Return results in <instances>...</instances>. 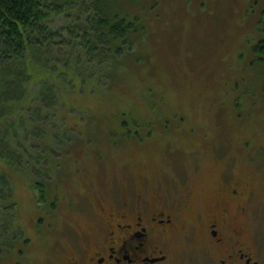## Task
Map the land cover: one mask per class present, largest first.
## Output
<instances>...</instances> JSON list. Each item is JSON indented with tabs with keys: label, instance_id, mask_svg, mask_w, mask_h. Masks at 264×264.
I'll return each mask as SVG.
<instances>
[{
	"label": "rangeland",
	"instance_id": "374dc122",
	"mask_svg": "<svg viewBox=\"0 0 264 264\" xmlns=\"http://www.w3.org/2000/svg\"><path fill=\"white\" fill-rule=\"evenodd\" d=\"M155 1L128 8L145 24L138 45L94 66L81 47L64 46L50 64L53 76L65 71L54 78L58 102L23 107H41L42 117L31 114L37 135L24 169L0 161L17 202V232L11 248L0 246V264H48L51 237L67 231L58 216L81 223L97 195L116 200L141 187L171 201L198 186L207 203L226 161L255 184L248 229L264 236V65L251 51L264 36V1ZM70 53L76 68L62 61ZM186 246L176 240L174 264H204Z\"/></svg>",
	"mask_w": 264,
	"mask_h": 264
},
{
	"label": "trees",
	"instance_id": "16d2710c",
	"mask_svg": "<svg viewBox=\"0 0 264 264\" xmlns=\"http://www.w3.org/2000/svg\"><path fill=\"white\" fill-rule=\"evenodd\" d=\"M140 1L0 0L1 162L24 169L25 152L30 154L28 138L31 134L37 135V129L31 125L35 121L31 114L36 113L39 120L42 106L49 107L58 102L54 78L64 75L65 71L60 70L53 76L50 64L59 58L60 50L70 45L81 47L83 56L93 66L111 56H121L123 50L138 45L146 34L140 15L127 12ZM143 1L137 6L143 5ZM147 1H151V8L157 5L155 0ZM52 15L62 20L57 27L50 25ZM257 23L259 31L264 32V6ZM251 51L254 60L264 65V36L256 40ZM79 60V55L71 53L62 59L64 65L70 62L71 68H76L75 63ZM33 84L37 85L35 95L32 94ZM33 98L42 108L28 114V109L23 107L31 104ZM12 179L10 173L0 171V246L7 244L9 248L15 236L12 233L17 232V202ZM37 188L39 195L45 196L39 184ZM11 208L13 212L9 211Z\"/></svg>",
	"mask_w": 264,
	"mask_h": 264
},
{
	"label": "flooded vegetation",
	"instance_id": "af4514ba",
	"mask_svg": "<svg viewBox=\"0 0 264 264\" xmlns=\"http://www.w3.org/2000/svg\"><path fill=\"white\" fill-rule=\"evenodd\" d=\"M234 162H222L207 203L198 195V186L171 201L159 190L146 192L140 187L130 197L125 194L116 200L97 195L91 210L81 212V223L62 213L58 217L67 231L51 237L45 260L48 264H174L176 240L183 239L188 242L184 251H201L206 264H264V236L248 229L255 184L239 174Z\"/></svg>",
	"mask_w": 264,
	"mask_h": 264
}]
</instances>
